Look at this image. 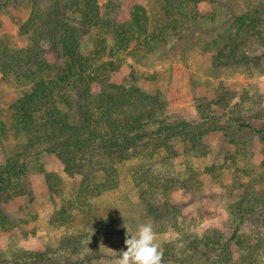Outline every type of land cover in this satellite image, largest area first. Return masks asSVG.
<instances>
[{
  "label": "rangeland",
  "instance_id": "rangeland-1",
  "mask_svg": "<svg viewBox=\"0 0 264 264\" xmlns=\"http://www.w3.org/2000/svg\"><path fill=\"white\" fill-rule=\"evenodd\" d=\"M151 1L98 4L119 26L134 6ZM174 6L185 17L178 19L186 31L174 38L153 26L109 77L104 103L97 98L100 86L87 78L86 103L93 117H101L107 104L116 105L125 131L134 134L128 91H159L164 118L207 123L210 132L202 148L173 144L168 155L137 157L94 173L87 204L75 199L82 169L64 156H37L25 138L34 119L15 123L30 88L6 85L0 76V264H111L126 250V232L135 234L145 222L153 223L163 251L167 243L178 251L163 264H264V48L238 37L233 24L257 13L264 34V0H178ZM30 10L25 0H0V54L27 56L28 41L19 28ZM233 47L252 61L213 68L217 52ZM45 61L59 63L56 52L48 50ZM8 164L17 176L4 172ZM45 175L57 177L54 192ZM108 218L119 224L121 237L98 236Z\"/></svg>",
  "mask_w": 264,
  "mask_h": 264
},
{
  "label": "trees",
  "instance_id": "trees-1",
  "mask_svg": "<svg viewBox=\"0 0 264 264\" xmlns=\"http://www.w3.org/2000/svg\"><path fill=\"white\" fill-rule=\"evenodd\" d=\"M25 1L31 10L19 28V35L28 41L27 56L20 60L14 54L1 53V82L30 88L19 101L15 123L34 119V127L25 133L34 153L64 156L82 169L75 199L85 198L88 203L93 195L91 176L105 168L120 166L137 157L147 160L168 155L173 144L202 148V139L210 132L208 124L192 125L164 118L165 102L159 91L151 95L128 91L134 134L125 131L116 105L107 104L101 117H93L86 103L91 97L87 78L100 86L97 98L104 103L109 77L119 72L131 46L146 37L153 26H162L174 38L186 31L183 21L178 19L185 17L174 6L178 0H153L146 5L149 9L136 5L119 26H113L104 17L98 0ZM197 1L214 5L222 0ZM262 23L257 13L252 18L243 15L233 21L238 37L253 39L250 40L253 44L264 48V34L258 30ZM50 49L56 52L59 63L45 61V53ZM251 61L245 50L233 47L218 51L212 66L221 69ZM14 169V165L8 164L3 170L17 176ZM57 180L55 175H45L49 191L54 192ZM147 187L153 189L151 185ZM118 226L114 219L108 218L97 234L121 237L123 231ZM236 235L238 230L233 233ZM177 252L174 244H165L163 261L176 259Z\"/></svg>",
  "mask_w": 264,
  "mask_h": 264
},
{
  "label": "clouds",
  "instance_id": "clouds-1",
  "mask_svg": "<svg viewBox=\"0 0 264 264\" xmlns=\"http://www.w3.org/2000/svg\"><path fill=\"white\" fill-rule=\"evenodd\" d=\"M124 245L111 264H163L164 251L151 222L138 225L135 234H125Z\"/></svg>",
  "mask_w": 264,
  "mask_h": 264
}]
</instances>
